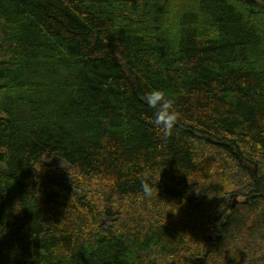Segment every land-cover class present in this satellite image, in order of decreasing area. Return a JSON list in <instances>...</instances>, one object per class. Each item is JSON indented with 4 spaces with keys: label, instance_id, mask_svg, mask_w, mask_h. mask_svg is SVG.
<instances>
[{
    "label": "trees",
    "instance_id": "obj_1",
    "mask_svg": "<svg viewBox=\"0 0 264 264\" xmlns=\"http://www.w3.org/2000/svg\"><path fill=\"white\" fill-rule=\"evenodd\" d=\"M0 264H264V0H0Z\"/></svg>",
    "mask_w": 264,
    "mask_h": 264
},
{
    "label": "clouds",
    "instance_id": "obj_2",
    "mask_svg": "<svg viewBox=\"0 0 264 264\" xmlns=\"http://www.w3.org/2000/svg\"><path fill=\"white\" fill-rule=\"evenodd\" d=\"M144 102L155 110L153 113L154 126L160 129L165 138L170 136L178 119L172 100L166 97L163 90L152 89L145 94ZM141 188L145 198L153 196V187L149 182L142 183Z\"/></svg>",
    "mask_w": 264,
    "mask_h": 264
},
{
    "label": "bare ground",
    "instance_id": "obj_3",
    "mask_svg": "<svg viewBox=\"0 0 264 264\" xmlns=\"http://www.w3.org/2000/svg\"><path fill=\"white\" fill-rule=\"evenodd\" d=\"M57 181V180H56ZM77 196V195H76ZM216 237L215 236H211L209 235L207 238H206V249H205V252H208L211 247H212V244H213V241Z\"/></svg>",
    "mask_w": 264,
    "mask_h": 264
}]
</instances>
